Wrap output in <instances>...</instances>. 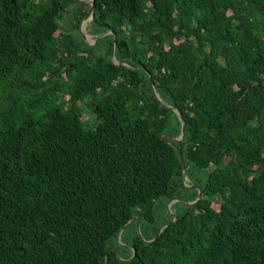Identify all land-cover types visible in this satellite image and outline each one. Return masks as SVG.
<instances>
[{
  "label": "trees",
  "instance_id": "16d2710c",
  "mask_svg": "<svg viewBox=\"0 0 264 264\" xmlns=\"http://www.w3.org/2000/svg\"><path fill=\"white\" fill-rule=\"evenodd\" d=\"M92 2L0 0V264H264V0Z\"/></svg>",
  "mask_w": 264,
  "mask_h": 264
},
{
  "label": "water",
  "instance_id": "95a60500",
  "mask_svg": "<svg viewBox=\"0 0 264 264\" xmlns=\"http://www.w3.org/2000/svg\"><path fill=\"white\" fill-rule=\"evenodd\" d=\"M77 1H79V2H91V7H90V9H89L88 14H87L85 17L90 16V15L92 14V11H93V7H92L93 2H92V0H91V1H90V0H88V1H87V0H77ZM105 33H107V32H104L101 36H103ZM80 34H81V36H82L85 40H87V39L85 38L84 34L82 33V28H81V27H80ZM101 36H99V37H101ZM99 37L95 39V42L99 39ZM112 53H113V50H112ZM112 56H113V55H112ZM121 63H123V64H128V63H126V62H118L117 65H119V64H121ZM153 93H154V96H155V98L157 99V101H158L161 105H163V106H165V107H168V108L174 110V111L178 114L179 119H180V121H181L182 126H181V134H180V137L175 138V137H171V136H169L168 134H160V136H161V137H164L165 140H166L168 143L173 144L175 141L181 140V139L184 137V129H185V126H184V121H183V119H182L181 113H180L175 107L164 104V103L159 99V97L157 96V94L155 93L154 90H153ZM178 155H179V157H180V160H181V163H182V167H183V181H185V178H186V172H187V166H186V164H185V162H184V160H183V158H182V156H181V154H180L179 152H178ZM184 184H185L186 186H188L185 182H184ZM200 198H201V192L199 191V192H198V196H197V198H196V200H195L194 202L187 203V202L182 201V203H184V204H186V205H193V204L196 203L197 200H199ZM178 200H179V199H178ZM135 219H136V228H137L138 234L140 235V231H139L140 214H136V215H134V216L129 220V222H128V223H127V224H126L121 230H120L118 236H120V233L123 231V229H125V227L128 226L130 223H132ZM175 219H176V217H175ZM167 224H168V223H166L165 225H163V226H161V227L159 228V230H158V232H157L155 238L158 236V234L160 233L161 229H162L163 227H165ZM151 241H152V240L147 241V242H151ZM134 254H135V252L133 253V255L131 256L130 259H132V258L134 257ZM120 259H121V258H120ZM130 259H128V260H130ZM121 260H123V259H121ZM126 261H127V260H126ZM105 264H107V257H106Z\"/></svg>",
  "mask_w": 264,
  "mask_h": 264
},
{
  "label": "rangeland",
  "instance_id": "374dc122",
  "mask_svg": "<svg viewBox=\"0 0 264 264\" xmlns=\"http://www.w3.org/2000/svg\"><path fill=\"white\" fill-rule=\"evenodd\" d=\"M88 1V0H87ZM70 20H71V16L70 14H66L62 19H61V26L63 28V30H67V28L70 26ZM90 21H91V16H88V17H84L80 23V26L82 28V33L84 34L85 38L87 40H84L88 43H93L95 42V39L98 38L99 36H101L103 34L100 33L99 35L96 36L95 38V35L94 34H89V30H90ZM90 27V28H89ZM104 36V35H103ZM101 36V37H103ZM99 37V38H101ZM105 39L106 37L100 42L101 45L99 46L100 49L104 46V43H105ZM157 96L159 97V95L157 94ZM159 99H161L159 97ZM95 124V122H94ZM94 124L91 123V125L93 126ZM188 181V178H186V182ZM178 201V200H177ZM159 205L157 206V215L159 217H170L173 213H172V207L171 205L173 204V202H175V199L171 200V201H168L167 203H165L164 200H160L159 201ZM215 208H217V205H214ZM174 209V208H173ZM169 215V216H168ZM136 232L138 233L137 231V228H136Z\"/></svg>",
  "mask_w": 264,
  "mask_h": 264
}]
</instances>
